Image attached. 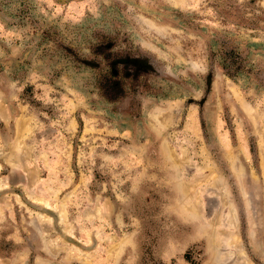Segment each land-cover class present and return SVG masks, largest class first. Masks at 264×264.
<instances>
[{
    "label": "rangeland",
    "instance_id": "obj_1",
    "mask_svg": "<svg viewBox=\"0 0 264 264\" xmlns=\"http://www.w3.org/2000/svg\"><path fill=\"white\" fill-rule=\"evenodd\" d=\"M0 264H264V0H0Z\"/></svg>",
    "mask_w": 264,
    "mask_h": 264
},
{
    "label": "trees",
    "instance_id": "obj_2",
    "mask_svg": "<svg viewBox=\"0 0 264 264\" xmlns=\"http://www.w3.org/2000/svg\"><path fill=\"white\" fill-rule=\"evenodd\" d=\"M113 46L110 39L102 38L90 47L92 57H98L105 62L103 70L98 71L95 77L94 85L107 100L121 98L128 92L134 93L138 79L155 69L151 61L141 53H133L128 49L115 50ZM59 47L74 63L88 67L97 66L96 59L83 58L67 45L59 44ZM237 66L238 64L233 62V70H237Z\"/></svg>",
    "mask_w": 264,
    "mask_h": 264
}]
</instances>
